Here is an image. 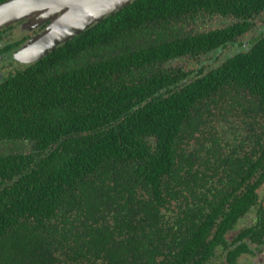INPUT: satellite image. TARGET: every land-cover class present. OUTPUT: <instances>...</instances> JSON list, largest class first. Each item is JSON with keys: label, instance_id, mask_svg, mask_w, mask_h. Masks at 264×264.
Returning <instances> with one entry per match:
<instances>
[{"label": "trees", "instance_id": "trees-1", "mask_svg": "<svg viewBox=\"0 0 264 264\" xmlns=\"http://www.w3.org/2000/svg\"><path fill=\"white\" fill-rule=\"evenodd\" d=\"M0 147V264H188L260 203L264 0L132 1L0 82Z\"/></svg>", "mask_w": 264, "mask_h": 264}, {"label": "water", "instance_id": "water-1", "mask_svg": "<svg viewBox=\"0 0 264 264\" xmlns=\"http://www.w3.org/2000/svg\"><path fill=\"white\" fill-rule=\"evenodd\" d=\"M132 1L7 0L0 3V30L25 19L33 28L48 22L15 54L20 61L35 63Z\"/></svg>", "mask_w": 264, "mask_h": 264}, {"label": "flooded vegetation", "instance_id": "flooded-vegetation-1", "mask_svg": "<svg viewBox=\"0 0 264 264\" xmlns=\"http://www.w3.org/2000/svg\"><path fill=\"white\" fill-rule=\"evenodd\" d=\"M25 21L0 30V82L31 64L20 61L15 54L48 26L45 23L26 29ZM18 25V31L12 32ZM14 36L18 39H13ZM258 194L260 203L252 205L233 225L226 227L221 236L209 237L204 248H197L204 252L188 264H264V196L260 189Z\"/></svg>", "mask_w": 264, "mask_h": 264}, {"label": "rangeland", "instance_id": "rangeland-1", "mask_svg": "<svg viewBox=\"0 0 264 264\" xmlns=\"http://www.w3.org/2000/svg\"><path fill=\"white\" fill-rule=\"evenodd\" d=\"M216 21H217V25H213V27L212 28H215V27H221V26H223V21L219 18V19H215ZM259 24H262V21L261 20H258L257 21ZM20 22H15V23H13V25H15V24H19ZM28 23V21H26V22H24V24H23V26L26 28V29H32L33 27H32V25H28V26H25V24H27ZM19 27V25L17 26V28H15L12 32H17L18 31V28ZM21 30H24L22 27H21ZM252 33V32H251ZM13 39H18V37H13ZM28 43V42H27ZM25 45V44H24ZM23 45V46H24ZM22 46V47H23ZM21 47V48H22ZM21 48H19V49H21ZM19 49H18V51H19ZM17 51V52H18ZM236 51H238V48L236 47V48H228V50H225L224 51V53L226 52V54H224V55H222V54H220L219 55V58H224V56L225 55H227V56H229V55H231L232 53H235ZM211 59H209L207 62H205V66H207L208 64L209 65H212L214 62H215V60L217 59L216 58V56H209ZM202 66V65H201ZM198 63H193V64H189V66H187V67H189V68H193V69H195V68H199V67H201ZM27 146H29L28 144H27ZM0 150L1 151H4V149L3 148H1L0 147ZM260 193L264 196V185H262L261 186V188H260Z\"/></svg>", "mask_w": 264, "mask_h": 264}, {"label": "bare ground", "instance_id": "bare-ground-1", "mask_svg": "<svg viewBox=\"0 0 264 264\" xmlns=\"http://www.w3.org/2000/svg\"><path fill=\"white\" fill-rule=\"evenodd\" d=\"M46 23H48V22H46ZM44 24H45V23H44ZM44 24H42V25H44ZM46 28H47V27H46ZM46 28H45V29H46ZM45 29H44V30H45Z\"/></svg>", "mask_w": 264, "mask_h": 264}]
</instances>
